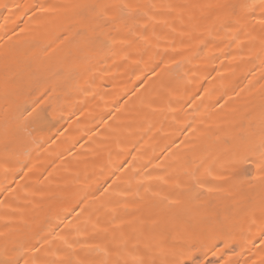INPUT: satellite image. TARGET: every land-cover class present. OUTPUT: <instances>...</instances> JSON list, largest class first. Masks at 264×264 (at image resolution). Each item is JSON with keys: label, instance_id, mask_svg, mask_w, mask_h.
Instances as JSON below:
<instances>
[{"label": "bare ground", "instance_id": "obj_1", "mask_svg": "<svg viewBox=\"0 0 264 264\" xmlns=\"http://www.w3.org/2000/svg\"><path fill=\"white\" fill-rule=\"evenodd\" d=\"M0 264H264V0H0Z\"/></svg>", "mask_w": 264, "mask_h": 264}]
</instances>
